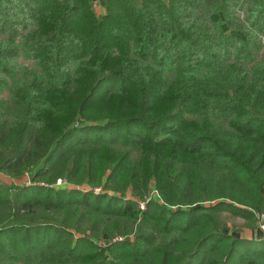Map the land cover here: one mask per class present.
<instances>
[{
    "label": "trees",
    "instance_id": "1",
    "mask_svg": "<svg viewBox=\"0 0 264 264\" xmlns=\"http://www.w3.org/2000/svg\"><path fill=\"white\" fill-rule=\"evenodd\" d=\"M99 1L0 0V264H264V0Z\"/></svg>",
    "mask_w": 264,
    "mask_h": 264
},
{
    "label": "rangeland",
    "instance_id": "2",
    "mask_svg": "<svg viewBox=\"0 0 264 264\" xmlns=\"http://www.w3.org/2000/svg\"><path fill=\"white\" fill-rule=\"evenodd\" d=\"M93 9L95 13L99 16L105 14L106 10L102 6L99 0H93ZM263 53H264V39H263ZM38 167L32 169L30 172L26 173L24 176L19 177V178H13L8 175H5L0 172V183L7 187H19V186H27L30 184H37V185H45L44 182L41 180H38L34 182L32 179L35 176V173L37 172ZM59 180V179H58ZM57 180V181H58ZM66 182V184L63 185H54V187H67L69 184L67 183L66 180H63ZM69 188H77L75 186H69ZM78 189L82 190H88L89 188L84 186V187H78ZM101 189L97 188L95 189V192H100ZM140 208L145 209V203L141 202L140 203ZM219 221L221 222L222 225V230L225 231L226 233H229L230 235H233L236 238H242V239H247V240H258V239H263L261 237H264L263 231L259 230V225L263 222L262 220V215L258 218V221L254 222H247L244 219L240 217H235L231 214L228 213H221L218 216Z\"/></svg>",
    "mask_w": 264,
    "mask_h": 264
},
{
    "label": "built area",
    "instance_id": "3",
    "mask_svg": "<svg viewBox=\"0 0 264 264\" xmlns=\"http://www.w3.org/2000/svg\"><path fill=\"white\" fill-rule=\"evenodd\" d=\"M63 184H66V182L65 181H63L62 179H59L58 181H57V185H63ZM262 220H263V222H264V215H262ZM259 230L260 231H263L264 232V223L262 224H260L259 225Z\"/></svg>",
    "mask_w": 264,
    "mask_h": 264
},
{
    "label": "crops",
    "instance_id": "4",
    "mask_svg": "<svg viewBox=\"0 0 264 264\" xmlns=\"http://www.w3.org/2000/svg\"><path fill=\"white\" fill-rule=\"evenodd\" d=\"M261 235H264V233H263V234H261ZM261 238H263V239H264V237H261Z\"/></svg>",
    "mask_w": 264,
    "mask_h": 264
}]
</instances>
